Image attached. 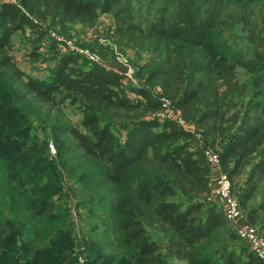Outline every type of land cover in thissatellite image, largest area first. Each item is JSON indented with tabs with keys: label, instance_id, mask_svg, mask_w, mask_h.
Returning <instances> with one entry per match:
<instances>
[{
	"label": "trees",
	"instance_id": "trees-1",
	"mask_svg": "<svg viewBox=\"0 0 264 264\" xmlns=\"http://www.w3.org/2000/svg\"><path fill=\"white\" fill-rule=\"evenodd\" d=\"M158 1L0 0V264L67 260L60 252L41 253L37 242L53 235L51 220L60 222L52 200L59 188L52 183L62 177L50 167L56 160L65 166L75 149L83 161L70 168L79 173L76 189L83 187L91 207L109 204L111 245L124 250L117 264H166V257L184 264H264L222 207L208 200L211 167L204 152L220 153L233 192L235 180L246 175L239 198L254 225L264 208L251 206L264 194V0ZM105 13L116 19L115 46L150 54L136 67L142 85L73 51L57 56L46 78H35L10 53L14 35L27 26L47 21L70 37L74 25L93 26ZM235 39H244L249 51L234 50ZM162 98L190 128L155 116ZM67 101L81 104L80 125L62 120ZM28 111L58 116L49 123V140L32 135Z\"/></svg>",
	"mask_w": 264,
	"mask_h": 264
},
{
	"label": "rangeland",
	"instance_id": "rangeland-1",
	"mask_svg": "<svg viewBox=\"0 0 264 264\" xmlns=\"http://www.w3.org/2000/svg\"><path fill=\"white\" fill-rule=\"evenodd\" d=\"M8 1L18 4L20 2V0ZM147 4L145 3V7L141 9L142 13L146 12ZM157 4L160 5L161 0ZM155 14L156 11L153 12V17ZM40 22L42 23L40 26H27L24 30L17 32L13 37L14 41L10 52L18 66L27 74H30V76L42 79L46 78L50 72L49 69L55 64L57 56L61 53L73 51L88 57L92 54L99 55V52L103 51L108 53L113 52L115 61H123L130 66L131 72L126 78L128 84L132 86L143 84L142 80L135 76L136 67L147 62L150 54L147 52L139 54L136 50H122L115 46L113 30L116 26V19L111 13L102 14L93 26L74 25L70 32V37L62 34L55 28L52 29L47 21ZM242 35L244 33H241ZM238 40H232L233 49L244 50L245 53L249 51L247 49L249 46L246 45L245 40ZM237 72L241 79L244 80L247 77L246 70L243 67L237 68ZM130 95L134 99L144 100L141 96L132 93ZM22 102L24 103L25 100ZM28 112L32 113L31 118L34 126L32 135L37 138H48L49 140L52 137V132L48 128L49 123L58 116L35 115L33 112ZM45 113L43 112V114ZM55 113L53 112V115ZM61 117L64 122L80 125L83 118L81 104L67 101ZM43 125L47 126L46 129ZM21 138L23 140L25 137ZM50 146L51 148L53 147L51 143ZM51 152L52 154L55 153L52 149ZM80 154L81 151L75 149L68 153L67 157L69 160L65 166L61 162H58L59 160H56L52 167H50L51 172H57L62 177L60 181L52 183L59 188V192L54 193L52 200H54L56 205L55 211L59 213L60 222L54 223L55 219L50 221L53 235H48L50 237L38 240V249L41 253L46 254L60 252L67 260L58 264H81L79 260L80 256L84 259V263L82 264H117L121 259L118 256L124 253V250L111 245L113 242L116 243V235L107 221L110 217L105 213L109 204L106 206L100 205L99 201H96L95 203L98 205L91 207V203H88L86 199L88 193L81 195L80 192L83 187L79 188V190L76 189L75 176L79 173L74 174L73 172L72 174L70 168H72L71 166H78L83 162ZM244 179L245 174L238 177L234 182V192L237 196L241 194V187L245 183ZM42 183L43 181L40 184ZM30 186L31 184L28 185V188ZM214 191L215 189L212 190V193ZM215 198V196L212 197V202H216L221 206L220 200ZM259 205H264L263 193L258 195L251 204L252 207ZM246 210L244 209V211ZM259 216L260 219L254 225L264 236V208L260 210ZM43 225L41 224L40 227L44 228ZM48 233L49 231L46 234ZM156 238L161 240V235L156 234ZM60 244L62 247H60ZM166 264H184V262L169 260L166 257Z\"/></svg>",
	"mask_w": 264,
	"mask_h": 264
},
{
	"label": "built area",
	"instance_id": "built-area-1",
	"mask_svg": "<svg viewBox=\"0 0 264 264\" xmlns=\"http://www.w3.org/2000/svg\"><path fill=\"white\" fill-rule=\"evenodd\" d=\"M88 57L91 60L99 62L101 61V58L98 54H92ZM122 64L127 65L124 62ZM155 116L160 119H174L185 128H190V125L186 124L185 121L180 117L179 113L173 108L171 101L166 98H162V109L158 111ZM196 135L200 140V143L203 144L204 138L202 134L199 131H196ZM52 150L54 151V147H52ZM204 152L210 167L219 168L216 178V194L220 200L221 207L227 219L231 222L242 241L249 245L251 249L264 260V236L254 225L249 222L248 217L241 205L239 196L233 192L232 181L229 175L221 167L220 153L211 147H206ZM212 197L213 195H210L208 200L212 201ZM79 260L81 264L84 263L82 256L79 257Z\"/></svg>",
	"mask_w": 264,
	"mask_h": 264
},
{
	"label": "water",
	"instance_id": "water-1",
	"mask_svg": "<svg viewBox=\"0 0 264 264\" xmlns=\"http://www.w3.org/2000/svg\"><path fill=\"white\" fill-rule=\"evenodd\" d=\"M100 62L104 64L105 66H107L108 68L114 69L124 75H128L129 72L131 71L129 66L124 65L121 62H118L115 60L101 59Z\"/></svg>",
	"mask_w": 264,
	"mask_h": 264
},
{
	"label": "crops",
	"instance_id": "crops-1",
	"mask_svg": "<svg viewBox=\"0 0 264 264\" xmlns=\"http://www.w3.org/2000/svg\"><path fill=\"white\" fill-rule=\"evenodd\" d=\"M218 172H219V168L211 167V182H210V184H211V195L215 196L216 198H218V196L216 194V178H217ZM245 179H246V175H245ZM213 189H215L214 193H212Z\"/></svg>",
	"mask_w": 264,
	"mask_h": 264
}]
</instances>
